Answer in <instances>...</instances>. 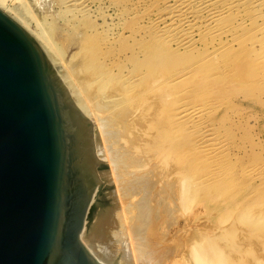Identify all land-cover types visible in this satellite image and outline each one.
<instances>
[{
    "label": "bare ground",
    "instance_id": "obj_1",
    "mask_svg": "<svg viewBox=\"0 0 264 264\" xmlns=\"http://www.w3.org/2000/svg\"><path fill=\"white\" fill-rule=\"evenodd\" d=\"M35 1L60 18L54 30L31 26L27 8L5 0L0 8L39 44L86 123L98 195L81 238L91 253L101 264H246L231 254L236 243L206 238L179 249L165 226L237 178L224 108L235 83L264 90V0ZM220 196L212 211L248 225L246 192ZM258 222L252 233L264 251V217Z\"/></svg>",
    "mask_w": 264,
    "mask_h": 264
},
{
    "label": "water",
    "instance_id": "obj_2",
    "mask_svg": "<svg viewBox=\"0 0 264 264\" xmlns=\"http://www.w3.org/2000/svg\"><path fill=\"white\" fill-rule=\"evenodd\" d=\"M33 36L0 8V264H101L81 235L88 130Z\"/></svg>",
    "mask_w": 264,
    "mask_h": 264
},
{
    "label": "rangeland",
    "instance_id": "obj_3",
    "mask_svg": "<svg viewBox=\"0 0 264 264\" xmlns=\"http://www.w3.org/2000/svg\"><path fill=\"white\" fill-rule=\"evenodd\" d=\"M5 4L9 7L21 6L23 11L27 8L26 12L29 10L34 16L31 19L33 27L38 21L49 30H54L60 19L47 14L43 4L35 0H5ZM69 52L70 50L67 55ZM58 78L66 100L77 108L80 118L84 121L75 102L69 98L67 86L59 76ZM238 85L239 83H235V87L230 91V103L224 108L225 112H231L233 115L230 125L235 135L233 139L230 138L233 152L229 156V167L235 169L237 178L233 179L234 175L231 178L233 180L227 183L215 184L208 195L203 192L195 201L179 209V214L166 223L165 232L170 235L171 241L180 245L179 249L185 250L201 247L206 238H213L221 247L228 249H233V243H236L239 248L231 251L233 256L235 254L240 262L245 261L246 264H259L258 259L264 254L263 245L252 232L257 229L258 220L264 217V179L261 178L264 176V90L258 89L250 93ZM85 124L84 121L82 127ZM82 127L79 130H82ZM207 173L206 168L205 175L201 177L204 183L207 182ZM239 188L246 192L244 205L248 225L251 226L252 223L255 226H251L252 229L237 213L212 211L216 203L221 201L220 195L225 189L231 191ZM227 227L231 228L234 236L224 235Z\"/></svg>",
    "mask_w": 264,
    "mask_h": 264
}]
</instances>
